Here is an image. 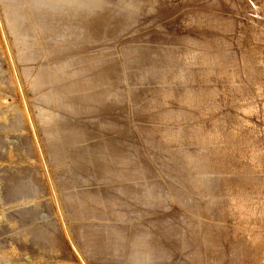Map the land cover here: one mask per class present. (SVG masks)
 Returning a JSON list of instances; mask_svg holds the SVG:
<instances>
[{
	"label": "rangeland",
	"instance_id": "rangeland-1",
	"mask_svg": "<svg viewBox=\"0 0 264 264\" xmlns=\"http://www.w3.org/2000/svg\"><path fill=\"white\" fill-rule=\"evenodd\" d=\"M115 1L0 0V264H183L180 259L170 263L173 246L158 231L166 215L186 210L165 191L170 185L159 174L160 165L153 163L154 148L145 138L136 140L135 118L127 109L131 92L141 86L153 62L144 38L154 29H135L154 23L195 35L188 38L207 42L212 50L217 46L214 55L223 50L216 57L218 69L200 76L210 80L217 75L211 79L214 85L199 92L198 102L179 104L184 112L179 118L201 116L208 128L205 142L214 150L208 154L199 148L197 154L217 162L211 163L219 168L215 176L221 189L246 195L256 204L243 216L232 215L224 233L219 230L227 243L223 250L231 254L228 261L264 264V0H169L173 8L167 14L191 10L221 18H212V27L197 29L190 28L192 18L185 24L163 22L151 15L148 3L137 9L142 0ZM160 2L168 0L151 1L155 6ZM126 5L135 8L132 15L123 10ZM121 27H130L122 37ZM163 60L169 64L172 57ZM121 77L125 85L118 84ZM169 116L174 117L170 121L179 120ZM42 141L58 150L59 158L66 145L72 159L65 149L66 161L53 165ZM74 166L95 176L96 182L76 185L81 178L73 175ZM14 186L23 191L12 194Z\"/></svg>",
	"mask_w": 264,
	"mask_h": 264
},
{
	"label": "bare ground",
	"instance_id": "bare-ground-1",
	"mask_svg": "<svg viewBox=\"0 0 264 264\" xmlns=\"http://www.w3.org/2000/svg\"><path fill=\"white\" fill-rule=\"evenodd\" d=\"M94 1L99 3L100 0H94ZM129 1L130 0H128V2ZM133 1H135V0H133ZM138 1H140V0H138ZM151 1L152 0H142V2H139V4L136 3L135 7L137 9L139 7H145L148 3L147 7H153V14H151V13L150 14L156 15L157 18H159L160 20H162L165 23L179 22L181 24H185L190 18H192V20H191L192 24H191L190 28H192V29L196 28L197 29V28H201V26L203 27L205 24H208L212 20V18L214 19L213 16L207 15L205 13L194 12L191 10H187V11L185 10L184 12H181V13L167 14L169 12V9L173 8V6L171 4H169V0H168V3H166V2L161 3L160 2V4L159 5L156 4V6L154 4H152L153 2L151 3ZM115 2L118 3L117 1H115ZM155 2H157V1H155ZM170 2H171V0H170ZM262 4L264 7V2ZM114 5H116V4H114ZM121 5H122V3H121ZM147 7H146V9L148 10L149 8H147ZM174 8H175V5H174ZM123 10H125L128 14L132 15L135 8L126 5V6H124ZM151 11H152V9H151ZM142 12H140V14L137 12L136 13L139 14V16H140L142 14ZM146 12H148V11H146ZM262 13H264V12H262ZM161 15H163V16H161ZM245 15H246V13H245ZM149 16L150 15H148V17ZM153 18H155V17H153ZM216 18L219 19L218 17H216ZM220 19H219V21H221ZM214 20H213L214 23L217 22ZM219 21H218V23H219ZM222 21H223V19H222ZM248 21H249V19H248ZM250 21H252V20H250ZM225 22L227 23V21H225ZM154 24H157V23H154ZM154 24H153V26H142V27L139 26L135 29V33L137 30L141 31V30L146 29L144 31V32H146L149 29H154L149 34H147V35L145 34L148 37V39L144 38L146 50H147V52H149L153 56V62H152L151 67L146 71V73L144 75L145 77L143 78L141 86L136 88V90L134 92H131V95H130L131 99L127 102V103H129L130 106L127 107V109L129 111V114H128L129 117H131L132 119L135 118L134 121L136 122V125H137V135L139 137L136 140L139 141L140 138L141 139L145 138V141H147L149 146H152L154 148L153 151L150 153V155L154 159L153 163L160 165L158 168L159 174L163 178H166L167 182H169V185H170L169 186L170 189L166 188L165 191L166 192L170 191L171 193H173L175 195V197H177V199L180 200V203L183 205L184 209L186 210V213L182 212V213L166 215V217H164L165 219H164V222L162 224V226L163 225L164 226L159 229L158 234H159V236H161V238L163 240H166L169 245H172L173 247L175 246V248L172 250L173 247L171 248V246L168 245L171 248V251H170L171 253L169 252V256L172 254V256L169 259L170 263L174 262L175 260L178 261V259H180V262L182 261L183 264H197V263L220 264L222 262V260H224V263H227V261L229 259L231 260V257H230L231 254H229L227 252L225 253V250H223V245L226 242L223 243L225 241V239H223L224 240L223 241L222 237H220L219 233H220V231H223V229L225 230L228 228V226H230L229 222H231L230 218H233L232 215H234V214L237 215L239 213L241 215V213L244 211L245 212L251 211L252 208H255L254 206H256V204L254 205V202H252L253 200L248 199L246 197V195L240 196V194H238V196H237V193L232 194V193H229L225 189L224 190L221 189L220 185L216 181V176H215V174H216L215 170L217 169V168L215 169V165H217V164H214V165L212 164V163L216 162L214 160V158L211 157L212 158V160H211V159L207 158L206 156H201L200 153L197 154V151L199 152V150H200L199 148H201L204 151L207 150L206 151L207 153H208V149L209 150L212 149V147H210V145L212 143L210 141L207 142V140L205 142L204 132H206L205 129L208 130V128H206L203 120L200 119L201 116L199 119L193 118V116H191L190 118L180 119L179 117L183 111L181 112L178 110L180 107L179 104L181 105V103L186 104L187 102H189V103L198 102L197 98L199 96H201V95H199V92L203 89H206V88L209 89V88H211L210 86L214 85V82L211 83V79L213 81L216 80L217 75L215 78H211L210 80L204 79L200 76L205 75L206 70L212 71V70H216V68L218 69V66L217 67H215V66L218 64L220 65V63H218L219 60L216 57H217V55H220V54L222 55L223 50L221 53L219 52L220 54L214 55L213 50L215 48L217 49V46H216L217 44L216 45L213 44L216 47L214 48L212 46L214 48L212 50L210 47L211 44L209 45V44H207V42L206 43L200 42L199 41L200 39L197 41L191 40L189 38H192V37L186 36L187 34L185 35L184 33L168 30L166 27H165L166 29H163V27L162 28H160V27L156 28V25H154ZM210 25H211V23H210ZM210 25L208 24V26H210ZM226 25H229V24H225V26ZM208 26H207V28H209ZM216 26H219V25H216ZM126 27H128V26H126ZM211 27H212V25H211ZM228 27H226L227 29L224 30L225 32L227 30H229L230 27L229 28ZM241 27L242 26H240V28ZM243 27L241 29H243ZM129 28L125 29V27H121L118 31V36L120 35L122 37L124 29L127 30ZM131 28H133V27H131ZM190 28H189V30H191ZM207 28H205V29H207ZM157 29L161 30V32L158 34L155 33V30H157ZM165 30L169 31L168 36L164 35ZM208 30H210V28ZM214 30H216V29H214ZM218 30H220V29H217L216 33H218L217 32ZM220 31H219V33H220ZM124 33H125V31H124ZM198 33L200 34V36L203 34L202 32H201L202 34L200 32H198ZM194 36H193V38H194ZM201 41H203V40H201ZM235 41H237V40H235ZM208 43H210V42H208ZM260 46L263 47L262 45H260ZM224 49H225V47H224ZM230 51H232V50L230 49ZM217 52H218V50L215 51V53H217ZM233 52L234 51H232V53ZM234 53L237 56L236 52H234ZM167 55H170L172 57V61L169 64H167L166 61L163 60V57H167ZM226 55L228 56V53ZM228 58L231 59V57H228ZM219 59H221V58H219ZM235 59H237V58H235ZM228 61H230V60H228ZM236 61L234 60L233 62H236ZM240 61H242V60L240 59ZM244 62L247 63V59L244 60ZM245 63H243L242 65H244ZM224 66L226 67L227 65H224ZM233 66H236V65H233ZM244 66H246V65H244ZM239 68H240V66H239ZM241 71L242 70H240V72ZM222 72H224V71L222 70ZM222 72H221V74H222ZM234 72H236V71H234ZM213 73H215V72L213 71ZM233 75L234 74H232V76ZM236 77H238V76H236ZM243 77H245V76H243ZM235 78L233 77V80ZM119 79L120 80H119L118 84H122V85L126 84V81L124 80V78L121 77ZM205 80L207 83H210V84H207L206 82H205L206 83L205 84L204 83ZM233 80H231V81H233ZM235 80L238 81L237 78ZM240 81H241V79H240ZM242 82H243V80H242ZM255 82H256V80H255ZM225 83H226V80H225ZM231 83L236 84V82H231ZM240 83L241 82L238 81L237 84L239 85ZM244 83H245V81H244ZM220 84L222 86V83L219 82V85ZM239 88H240V86H239ZM214 89H217V86H216V88L214 86ZM225 90H224V92H225ZM219 91L217 93H219ZM213 93H215V92H213ZM245 93L246 92H244V94ZM220 94H221V91H220ZM114 97L117 100H120L122 98V97H119L117 95H115ZM218 97H219V95H218ZM225 97H223L224 100L227 99ZM203 99H204V97H203ZM193 100H194V102H193ZM231 100H233V98H231ZM258 100H257V102H258ZM219 101H220V99H219ZM125 103L126 102L121 103V104H125ZM254 103H256V102H254ZM121 104H119V105H121ZM240 104L241 103H239V105ZM245 104L249 105L247 103H245ZM192 106L193 105H191V107ZM124 107H125V105H124ZM170 107H172V110ZM181 107H180V110H181ZM187 107L188 106H186V107L184 106V109ZM201 108L203 109V107H201ZM251 108H252V106H251ZM202 109H200V110H202ZM263 109L264 108H262V110ZM186 110H184V111H186ZM153 111H154V114L152 113ZM203 111H205V110H203ZM228 112L229 111H227V113ZM197 113H198V111H197ZM197 113L195 112V114H197ZM206 113L203 115H207ZM219 113H223V112H219ZM171 114H174L176 117L175 119H179V120L170 121L169 118L171 116H169V115H171ZM183 114H184V112H183ZM189 114H191L190 111H189ZM215 114H217V113H215ZM106 115H107L106 113L105 114L102 113L101 117H105ZM183 116H185V115H183ZM218 116H219V114H218ZM211 117H212V115H211ZM255 117H257V115ZM215 118L217 119V117H215ZM203 119H205V118H203ZM259 125H261V124H259ZM95 133H96L95 131L94 132L92 131L90 138H94L93 136L96 135ZM206 136H207V133H206ZM42 143L44 145L46 153L48 154L49 160L53 165H60L62 162L66 161L65 149H68V151L71 155V159H72L71 150L66 145H63L61 147V149H60V151H61L60 155L61 156L59 158V157H57L58 150L51 148L48 144H46L45 141H42ZM91 144H94V142H91ZM213 147H215V146H213ZM212 150H214V149H212ZM171 151H172V153H171ZM208 154H210V153H208ZM211 156H212V152H211ZM226 166H227V164H226ZM223 168H221V169H223ZM73 170H74L73 175L75 177L81 178V179L82 178L87 179V181H83V182L81 179H77L76 185H81V184H85V183H95L97 180L95 176L85 172L83 169L76 168V166L73 167ZM218 174H217V176L219 177ZM221 174H222V172H221ZM248 175H249V173H248ZM226 176H227V174H226ZM179 177H182V179H180ZM217 180H219V179H217ZM236 182H237V180H236ZM247 185H249V182ZM243 186H244V184H243ZM25 187H26V185H25ZM241 188H243V187L241 186ZM22 189L19 188L18 186H16V187L14 186V187H12V189L10 191L12 194H16V192L19 193V191H23ZM254 190H255V188H254ZM246 191H247V189H246ZM254 193H256V192H254ZM105 195H109L108 192H106ZM257 195L258 194H256V196ZM119 200H121V199H117L116 201L119 202ZM232 202H234L235 204H233ZM129 203H131V202H129ZM230 204H233L232 205L233 207L232 206L230 207L229 206ZM67 209H68V207H67ZM68 212L71 215L70 208L68 209ZM241 216H243V215H241ZM228 217H229V219H228ZM253 225H255V224H253ZM152 226L154 228H157L158 225L156 223H152ZM249 229H250V227H249ZM162 231H163V233H162ZM256 231H258V230H256ZM222 233H224V231ZM223 237H225V236H223ZM79 240H80V238H79ZM82 245L84 246L83 243H82ZM225 246L227 247V245H225ZM254 251H255V249H254ZM86 252L89 256L94 257V258H98L97 253H94L92 251L90 252L87 250H86ZM252 254H253V252H252ZM255 254H257V253H255ZM254 258L257 259L256 257H254ZM235 259H237V258H235ZM230 262L232 264L233 261H230Z\"/></svg>",
	"mask_w": 264,
	"mask_h": 264
}]
</instances>
